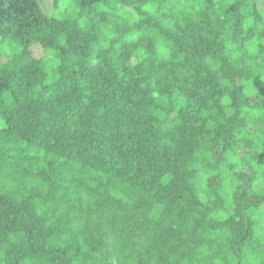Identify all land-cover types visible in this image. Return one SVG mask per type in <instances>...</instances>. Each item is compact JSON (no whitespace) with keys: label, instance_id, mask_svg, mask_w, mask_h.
<instances>
[{"label":"trees","instance_id":"16d2710c","mask_svg":"<svg viewBox=\"0 0 264 264\" xmlns=\"http://www.w3.org/2000/svg\"><path fill=\"white\" fill-rule=\"evenodd\" d=\"M48 2L0 0V264H264V0Z\"/></svg>","mask_w":264,"mask_h":264},{"label":"rangeland","instance_id":"374dc122","mask_svg":"<svg viewBox=\"0 0 264 264\" xmlns=\"http://www.w3.org/2000/svg\"><path fill=\"white\" fill-rule=\"evenodd\" d=\"M46 1H49V0H40V2H41V4L43 5V8H45V11H47V12H51V6H50V2H48L47 4H46ZM46 4V5H45ZM55 11H53V13H54ZM55 13H57V12H55ZM34 53L35 54H37V55H39L40 54V52L38 51V49H34ZM260 183H262L261 181L259 182V184Z\"/></svg>","mask_w":264,"mask_h":264}]
</instances>
